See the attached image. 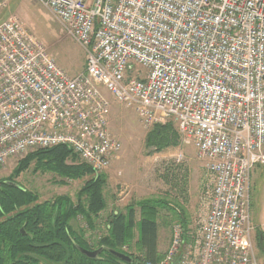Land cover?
<instances>
[{"label":"built area","instance_id":"1","mask_svg":"<svg viewBox=\"0 0 264 264\" xmlns=\"http://www.w3.org/2000/svg\"><path fill=\"white\" fill-rule=\"evenodd\" d=\"M40 1L85 67L69 75L16 16L0 22V167L64 146L107 170L121 151L108 94L144 129L172 122L203 163L192 230L175 224L167 252L145 264H261L250 176L264 168V0Z\"/></svg>","mask_w":264,"mask_h":264},{"label":"rangeland","instance_id":"2","mask_svg":"<svg viewBox=\"0 0 264 264\" xmlns=\"http://www.w3.org/2000/svg\"><path fill=\"white\" fill-rule=\"evenodd\" d=\"M4 2L5 8L0 11V22L10 15L16 16L24 27L41 41L59 67L71 76L83 72L85 58L82 48L67 36L60 23L40 0H4ZM106 95L110 103L109 130L120 141L121 151L118 159L113 160L107 170L93 172L95 176L104 178L102 194L106 204L105 209L95 218L94 226L90 228L82 216H77L71 220V227L82 230L87 243L96 248L98 241L107 236V226L113 215L123 212L125 207L132 203L163 199L176 209L183 210L179 217H183V221L187 223L185 230L190 232L192 230L190 226L193 228V219L198 208V197L204 179L203 163L197 159L194 148L182 146L178 141L177 146L161 151H156L154 148L147 149L144 145L146 135L155 126L144 129L132 110L125 109L110 95ZM173 126L177 133L174 124ZM30 153L33 152L8 159L0 167V182L10 181L17 184L35 194L39 202L64 196L75 204L77 193L90 177L70 180L53 173L36 171L34 161L27 169L15 175L18 164ZM179 153L183 156V162L176 164V156ZM67 164L83 163L76 158V160H67ZM166 167H169V174L165 173ZM176 169L180 170L181 177H185L181 184L176 177ZM183 188L184 191H181ZM250 197L251 225L254 232L260 230L262 245H264V168L261 166H256L251 173ZM157 212V245H160L158 251L165 254L172 239L173 226L181 225L183 222L181 223L180 218L166 207H159ZM139 218L140 211L136 209V219ZM257 242L258 240H255L252 235L255 256L261 264H264V252H260L257 248ZM122 250L132 256L137 255L134 243L128 250L127 248Z\"/></svg>","mask_w":264,"mask_h":264},{"label":"trees","instance_id":"3","mask_svg":"<svg viewBox=\"0 0 264 264\" xmlns=\"http://www.w3.org/2000/svg\"><path fill=\"white\" fill-rule=\"evenodd\" d=\"M178 141L173 124L168 123L153 127L146 135L144 145L147 149L161 151L177 146ZM67 160H76L68 147L35 151L18 164L14 174L24 171L34 161L36 171L53 173L65 179L80 180L89 176L77 193L75 204L64 196L39 202L35 194L17 184L0 182V264H143L159 260L157 209L166 207L178 218L183 210L163 199L129 204L123 212L111 217L107 236L93 248L83 237V231L73 229L70 222L82 216L90 228L94 226L95 218L106 206L102 194L104 178L95 176L94 170L84 164L71 165ZM136 209L140 211L139 220H136ZM180 220L185 229L187 223L183 217ZM133 243L136 256L123 252L122 248L128 250ZM80 249H99L100 252L90 258ZM112 252L129 255L132 263L121 261Z\"/></svg>","mask_w":264,"mask_h":264},{"label":"water","instance_id":"4","mask_svg":"<svg viewBox=\"0 0 264 264\" xmlns=\"http://www.w3.org/2000/svg\"><path fill=\"white\" fill-rule=\"evenodd\" d=\"M80 252L87 257L94 258L99 254L100 250L98 249L95 251H86V250L80 249ZM112 254L123 262L132 263V259L128 255L117 253V252H112ZM136 264H141V263H136Z\"/></svg>","mask_w":264,"mask_h":264},{"label":"flooded vegetation","instance_id":"5","mask_svg":"<svg viewBox=\"0 0 264 264\" xmlns=\"http://www.w3.org/2000/svg\"><path fill=\"white\" fill-rule=\"evenodd\" d=\"M252 235H254V239L255 240H258V242L256 243V245L258 246L257 248L260 250V252H264V247H263V249L261 248V245H262V241H261V233H260V230H256L255 232H254V230H253V234ZM262 246H264V245H262Z\"/></svg>","mask_w":264,"mask_h":264},{"label":"crops","instance_id":"6","mask_svg":"<svg viewBox=\"0 0 264 264\" xmlns=\"http://www.w3.org/2000/svg\"><path fill=\"white\" fill-rule=\"evenodd\" d=\"M136 220H139V219H136ZM160 245H157V251H158V247ZM169 247V246H168ZM164 256V254H162L161 252L158 251V259H161L162 257Z\"/></svg>","mask_w":264,"mask_h":264},{"label":"bare ground","instance_id":"7","mask_svg":"<svg viewBox=\"0 0 264 264\" xmlns=\"http://www.w3.org/2000/svg\"><path fill=\"white\" fill-rule=\"evenodd\" d=\"M144 264V263H143Z\"/></svg>","mask_w":264,"mask_h":264}]
</instances>
